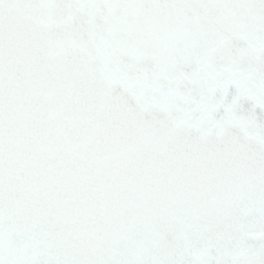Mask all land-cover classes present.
I'll use <instances>...</instances> for the list:
<instances>
[{
  "label": "snow or ice",
  "instance_id": "snow-or-ice-1",
  "mask_svg": "<svg viewBox=\"0 0 264 264\" xmlns=\"http://www.w3.org/2000/svg\"><path fill=\"white\" fill-rule=\"evenodd\" d=\"M0 264H264V0H0Z\"/></svg>",
  "mask_w": 264,
  "mask_h": 264
}]
</instances>
